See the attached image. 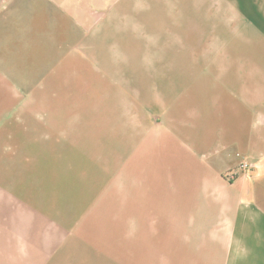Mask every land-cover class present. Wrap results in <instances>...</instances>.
Wrapping results in <instances>:
<instances>
[{
  "label": "crops",
  "instance_id": "1",
  "mask_svg": "<svg viewBox=\"0 0 264 264\" xmlns=\"http://www.w3.org/2000/svg\"><path fill=\"white\" fill-rule=\"evenodd\" d=\"M97 1L98 21L86 0H20L0 18L4 151L36 170L29 196L5 195L20 204L0 214V264H264V36H234L245 16L215 0ZM45 152L46 167L24 155ZM61 200L94 220L77 228ZM168 200L189 222L176 238L156 227Z\"/></svg>",
  "mask_w": 264,
  "mask_h": 264
},
{
  "label": "rangeland",
  "instance_id": "2",
  "mask_svg": "<svg viewBox=\"0 0 264 264\" xmlns=\"http://www.w3.org/2000/svg\"><path fill=\"white\" fill-rule=\"evenodd\" d=\"M110 2H113L114 0H109ZM127 1V0H126ZM132 1V0H131ZM219 1V2H218ZM247 1V0H246ZM243 2L244 0H215V6H219L221 8H229L230 11H232L231 14V18H226V20H231V22L234 21H239L240 19L237 18L239 16H245L243 17V21L245 22V24H242L241 26L238 25L237 29H236V34L234 36H264V0H253L252 2V7L250 9L252 17L249 18L248 14L245 15L244 14V8H243ZM138 3L141 4V6L143 7H147V1L146 0H138ZM27 4V3H26ZM86 5H91L92 7V13L95 12V15L97 16V21L100 17L99 13L104 11V7H102V5L99 3V1L97 0H86ZM1 6L6 7L5 9H1L0 11V18H4V15L9 14L11 11L9 10H13L14 8H18L20 6V0H13V2H11L10 4H7L5 2L1 3ZM249 11V8L246 10V13ZM129 12H131V10L129 9ZM94 15V14H93ZM142 19V18H141ZM146 21V18L144 19ZM252 20V21H251ZM143 21V20H142ZM260 22V23H259ZM146 26V24H141L140 28H142V26ZM11 26V25H10ZM9 26V28H10ZM233 26V24H231V27ZM97 27L98 29V25L94 26ZM13 28V32H17L19 31V27L17 28L16 26L14 27V25L11 27ZM242 28V29H241ZM26 29V28H25ZM78 28H77V33L78 32ZM20 37V36H18ZM141 37V36H140ZM36 38V39H35ZM146 38V36H145ZM24 39V38H23ZM25 39L27 42L31 43L30 44V49L29 51H27V53H32V51L34 52V54H37V52L42 49L43 45L41 43V41H38V38L36 36H25ZM7 41V40H6ZM57 42V43H56ZM55 47H57V45L59 44L60 47H62L63 45V37L59 36L58 39H55ZM7 44L9 45L8 48L4 49L3 47L0 48V61L3 60H8L10 61L11 57L10 56H3L5 50L7 52V54H11L13 53V50H11L12 48L10 47L11 42L8 41ZM4 42L1 40L0 41V46H3ZM71 45V42H70ZM54 47V48H55ZM58 48V47H57ZM34 49V50H32ZM16 52H19V50H15ZM0 67H2V65H0ZM19 107L17 106V109L14 111L13 114L17 113L19 115ZM43 112V113H42ZM41 112V116L42 117H47L50 115V110H49V106H44V110ZM17 115V118L19 117ZM19 122V121H18ZM5 125L3 124V121L0 124V214H4V209H5V203L9 204V207L15 208V207H19L18 203L20 204V202H15V201H6L5 200V195L6 194H10L12 199L14 200V198L17 196L19 197L20 193H28L29 196V192L31 191H35L36 186L35 185H31L32 182H35V172L36 170L34 169H18V168H11L10 165H18L19 164V154H15V153H10V152H5L4 151V137H2V132L4 129ZM8 128H11L8 122ZM11 130H13V128H11ZM14 131V130H13ZM13 133V132H9ZM51 136L49 131L45 130V134L43 136V140L45 142V144L47 145L50 141H51ZM9 148V147H8ZM27 159L28 162L30 160L35 161H40L42 160L43 165L49 166L50 162L52 160V153H40V154H35V153H27L24 154ZM44 184H42V191L44 192V194L46 195L45 198H49L51 195V192L53 191L52 189V185H50L49 183L46 184V182H49L50 178L49 173H50V169L44 168ZM154 178L157 180H160L164 177V170L162 169H157L154 170ZM234 171H228L227 174L225 173V177L228 179L235 177L236 173H233ZM23 176L27 177V179L25 180L23 178ZM7 180V184L5 185L4 183ZM20 181H24V183L27 184H21ZM39 182V179H38ZM61 189L64 190H68V186L66 185H60ZM23 188V189H22ZM75 189L73 190L72 188L69 189L70 191H76V192H83L84 189V185H75L74 187ZM38 189L40 190V186L38 187ZM23 190H25L23 192ZM22 191V192H20ZM22 195V194H21ZM169 201V200H168ZM45 205L49 202L44 201ZM17 203V205L15 204ZM35 201H22L23 206H27L30 208V205H32V207H34L35 205ZM59 204V206L61 207V210L63 209L64 211L61 212V214H64L67 216V212H65V209H71L70 212V216H77L76 217V226L77 228L84 226V221H88L89 219H93L94 217L91 218L90 213L92 211L89 210H84V203L83 201H68V200H61L57 202ZM91 203L94 202H88V205H90ZM156 209L154 211V217L156 220V227L157 228H161V227H166L168 232L170 231V233L172 234L173 238L178 237V235L181 234V230L179 229V227H185L188 225V221L186 220V218L184 217H179V212L178 209L180 207V201L178 200H171L169 202H167L169 204L168 209L166 210V212H162V207L161 204H163V202L161 201H156ZM84 210V211H83ZM152 214H146L145 217H150ZM75 219V218H74ZM95 236H102L101 240H103L104 234L103 233H94ZM88 264H101L99 261H97V259H92L90 260V262Z\"/></svg>",
  "mask_w": 264,
  "mask_h": 264
},
{
  "label": "built area",
  "instance_id": "3",
  "mask_svg": "<svg viewBox=\"0 0 264 264\" xmlns=\"http://www.w3.org/2000/svg\"><path fill=\"white\" fill-rule=\"evenodd\" d=\"M241 168L248 169L249 168V164L246 161H243V163L241 165Z\"/></svg>",
  "mask_w": 264,
  "mask_h": 264
}]
</instances>
